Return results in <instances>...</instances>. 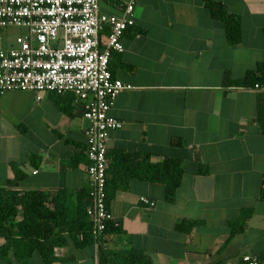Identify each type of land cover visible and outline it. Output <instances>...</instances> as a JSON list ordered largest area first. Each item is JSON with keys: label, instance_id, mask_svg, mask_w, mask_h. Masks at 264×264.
<instances>
[{"label": "crops", "instance_id": "1", "mask_svg": "<svg viewBox=\"0 0 264 264\" xmlns=\"http://www.w3.org/2000/svg\"><path fill=\"white\" fill-rule=\"evenodd\" d=\"M130 2L100 0V12L121 18ZM209 3L240 18L239 44L229 43ZM134 19L124 52L111 59L113 77L128 88L111 110L123 126L109 133L107 174L119 181L146 157L153 164L173 158L183 167L181 185L168 202L163 184L130 178L108 206L100 246L79 221L80 230L53 239L49 264H99L100 250L142 252L152 264L264 261V0H138ZM24 34L0 28V50ZM84 113L71 93L0 92V188L17 164L27 175L19 190L49 195L51 212L61 191L75 209L89 206ZM245 213V230L233 236L230 223ZM185 221L197 225L178 229ZM29 264L48 263L36 251Z\"/></svg>", "mask_w": 264, "mask_h": 264}, {"label": "built area", "instance_id": "2", "mask_svg": "<svg viewBox=\"0 0 264 264\" xmlns=\"http://www.w3.org/2000/svg\"><path fill=\"white\" fill-rule=\"evenodd\" d=\"M137 1L131 0L119 18L102 14L100 0H0V28L25 31L14 46L0 50V92H33L38 98L71 93L84 106L90 122L87 214L96 244L112 220L106 192L107 141L110 131L123 126L111 110L117 95L128 88L113 77L110 62L114 52H124L122 38L135 24ZM242 262L264 264L253 255L243 256Z\"/></svg>", "mask_w": 264, "mask_h": 264}, {"label": "trees", "instance_id": "3", "mask_svg": "<svg viewBox=\"0 0 264 264\" xmlns=\"http://www.w3.org/2000/svg\"><path fill=\"white\" fill-rule=\"evenodd\" d=\"M208 7L213 17L225 24L229 43L232 45L239 44L242 40L240 18L231 14L221 4L209 3ZM260 70L264 71V63L260 65ZM12 169L14 179L9 182L7 188H0V238L6 241L0 247V257L6 264H13L14 261L19 264H29L36 251L41 252L46 263L54 262L56 258L53 252V245H55L53 239L61 236L62 232L80 230L82 227L79 226V221L84 224L85 231H83L87 234L85 238L91 235L96 244L92 235L93 225L87 214L91 204L89 189V206L81 204L75 209L71 195L61 191L58 200H56V209L51 212L46 205L49 201V195L40 191L19 190L21 182L27 178V175L21 171L17 164H12ZM127 170L125 177L122 178L119 174V181L116 177L111 180L108 177L111 171H108L106 184L108 206L119 190L128 189V182L132 177L163 184L166 187L167 201L173 202L184 173L181 162L173 158H167L161 163L153 164L146 157L142 163L128 165ZM248 218L249 215L245 213L238 223H230L234 229L233 236L245 230ZM109 223L102 238L108 230ZM196 225V222L185 221L183 225H178V229H182L183 226L192 229ZM100 244L96 245L100 246ZM99 264H152V261L142 252L109 253L100 250Z\"/></svg>", "mask_w": 264, "mask_h": 264}]
</instances>
